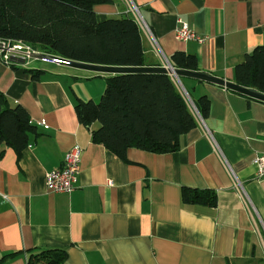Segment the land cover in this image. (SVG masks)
<instances>
[{"label": "crops", "instance_id": "crops-1", "mask_svg": "<svg viewBox=\"0 0 264 264\" xmlns=\"http://www.w3.org/2000/svg\"><path fill=\"white\" fill-rule=\"evenodd\" d=\"M132 5L152 35L141 29L149 65L182 51L196 58L195 71L235 82L234 66L264 44V0H111L93 10L98 21L134 17ZM178 18L202 41L177 39ZM28 69L42 72L33 79ZM107 74L0 58V92L36 128L19 155L0 144V258L16 253L0 264H26L28 250L42 248L65 249L62 264H264V179L253 162L264 151V101L180 77L191 100L208 99L206 116L178 150L129 148L122 159L92 142L74 112L76 98L98 101ZM75 144V188L48 191L46 172ZM181 187L213 189L215 206L183 204Z\"/></svg>", "mask_w": 264, "mask_h": 264}, {"label": "trees", "instance_id": "trees-1", "mask_svg": "<svg viewBox=\"0 0 264 264\" xmlns=\"http://www.w3.org/2000/svg\"><path fill=\"white\" fill-rule=\"evenodd\" d=\"M111 0H0V41L20 40L34 49L76 61L108 66H144L145 47L139 24L132 15L98 21L93 6ZM173 68L197 70V60L182 51L172 53ZM13 64V63H12ZM38 79L39 69H28ZM234 81L264 93V44L245 53L233 68ZM98 101L76 98L74 112L90 128L91 141L124 159L129 148L153 153L176 151L184 133L198 118L168 73H115L104 76ZM201 118L208 99L192 100ZM97 123L96 128H91ZM36 134L27 111L10 106L0 92V144L19 155L29 136ZM183 204L213 207L216 193L209 188L181 187ZM15 252L6 254L13 256ZM63 248L30 249L26 264H62Z\"/></svg>", "mask_w": 264, "mask_h": 264}, {"label": "built area", "instance_id": "built-area-1", "mask_svg": "<svg viewBox=\"0 0 264 264\" xmlns=\"http://www.w3.org/2000/svg\"><path fill=\"white\" fill-rule=\"evenodd\" d=\"M131 10L134 13V17L139 24L140 28L148 33L150 36L151 32L148 26L140 19L137 11V7L135 5L131 6ZM174 36L182 41L188 39H196L197 41L201 42L202 38L196 35L193 30L188 26L187 23L181 21L179 18L176 20V26L174 28ZM2 43L3 49H0V58L6 64H11L12 61L11 56L19 57L23 59V63H26L28 60L32 59V53L39 52V50L34 49L32 46L17 40V41H0ZM164 65H167V60H165ZM180 92L184 96L186 102L189 104L190 108L197 116V118L202 121L196 107L194 106L192 100L180 84V81L175 80ZM43 124V121L40 122ZM208 138L213 141L211 133L207 130L206 131ZM214 148L216 151L220 152L217 145L214 143ZM81 152L82 148L75 144L70 149H68L64 157L62 159V163L59 167L54 168L45 174V188L48 191L52 192H64L70 193L76 186L78 180V174L80 170V160H81ZM254 164L256 165V178L257 179H264V151L257 155L253 159ZM228 166V165H227ZM228 170L229 166H228ZM234 186L240 192L244 202L246 205L248 204V199L243 192V188L241 183L234 179Z\"/></svg>", "mask_w": 264, "mask_h": 264}, {"label": "water", "instance_id": "water-1", "mask_svg": "<svg viewBox=\"0 0 264 264\" xmlns=\"http://www.w3.org/2000/svg\"><path fill=\"white\" fill-rule=\"evenodd\" d=\"M0 49H3L2 43L0 42ZM35 59H40L48 62H53L59 65L85 69L95 72H102L108 74H115V73H151V72H162L170 74L174 80H178L180 77L188 76L193 77L196 79H200L206 82L215 83L218 85H222L226 88L232 89L234 91L243 93L250 97L259 99L264 101V93H261L257 90L250 89L244 86L237 84L236 82L227 81L223 78H219L208 73L187 70V69H178L173 68L169 61H167V65H144V66H108V65H98V64H91L81 61H76L72 59H67L61 56H57L54 54L46 53V52H36L32 53L31 55ZM12 61L23 63V59L19 57L11 56Z\"/></svg>", "mask_w": 264, "mask_h": 264}, {"label": "rangeland", "instance_id": "rangeland-1", "mask_svg": "<svg viewBox=\"0 0 264 264\" xmlns=\"http://www.w3.org/2000/svg\"><path fill=\"white\" fill-rule=\"evenodd\" d=\"M30 60H32V61H34V62L42 63V64H49L48 61H44V60H40V59L32 58V59H30Z\"/></svg>", "mask_w": 264, "mask_h": 264}]
</instances>
